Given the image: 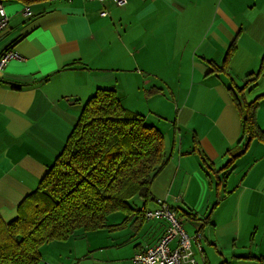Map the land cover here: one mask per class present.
Listing matches in <instances>:
<instances>
[{"label": "crops", "instance_id": "1", "mask_svg": "<svg viewBox=\"0 0 264 264\" xmlns=\"http://www.w3.org/2000/svg\"><path fill=\"white\" fill-rule=\"evenodd\" d=\"M0 5L9 16L0 32V58L9 50L23 58L0 73V216L6 223L17 219L19 206L63 151L83 106L98 90L115 89L125 108L148 104L149 113H135L158 120L153 123L165 137L169 163L154 181L146 209L165 202L183 226L188 221L191 231L204 232L200 264L212 263L208 250L219 252L217 263L264 264V142L251 143L227 180L202 161L205 156L216 171L223 169L242 139L233 92L261 68L264 0ZM256 84L236 93L240 101L264 95V73ZM257 124L264 132V100ZM133 205L139 209L144 201ZM119 217L121 223L128 217L124 229L98 231L92 243L77 237L45 247L42 264H135L134 257L168 228L167 221H146L142 214ZM247 232L253 244L241 242ZM98 240L104 244L94 245ZM123 249L130 250L124 255Z\"/></svg>", "mask_w": 264, "mask_h": 264}, {"label": "trees", "instance_id": "2", "mask_svg": "<svg viewBox=\"0 0 264 264\" xmlns=\"http://www.w3.org/2000/svg\"><path fill=\"white\" fill-rule=\"evenodd\" d=\"M31 4L41 0H16ZM264 73V59L258 74L247 76L245 88L257 85ZM158 93V92H157ZM234 101L242 114V139L238 148L229 150L230 160L215 170L207 157L204 165L224 179L234 170L255 140L264 142L257 124V112L264 95L252 102ZM243 98V97H242ZM169 163L165 137L146 117L129 111L115 89H100L86 103L66 145L40 182L39 187L18 208V217L6 223L0 216V264H42V251L52 243H66L87 233L122 230L110 226L116 213L142 214L152 199V186ZM143 200L144 206L131 205ZM192 220L198 217L184 212ZM148 221V220H146ZM84 235V236H83Z\"/></svg>", "mask_w": 264, "mask_h": 264}, {"label": "built area", "instance_id": "3", "mask_svg": "<svg viewBox=\"0 0 264 264\" xmlns=\"http://www.w3.org/2000/svg\"><path fill=\"white\" fill-rule=\"evenodd\" d=\"M85 1H97L100 3L112 1L118 6H123L127 3V0ZM25 14L30 16V10L26 9ZM101 15L106 16L107 13L103 12ZM8 26L9 16L5 8L0 5V32L6 30ZM12 60H23V58L13 50L6 51L0 58V73L5 71ZM143 213L148 221H167L168 228L163 238L156 245L148 247L134 257L135 264H200L196 257V250L200 253L204 251L201 243L203 235L200 232L195 233L193 236L189 235L177 214L165 202L159 201L156 209H145Z\"/></svg>", "mask_w": 264, "mask_h": 264}, {"label": "rangeland", "instance_id": "4", "mask_svg": "<svg viewBox=\"0 0 264 264\" xmlns=\"http://www.w3.org/2000/svg\"><path fill=\"white\" fill-rule=\"evenodd\" d=\"M127 94H128V96L130 97V98H132L133 97V94H134V92L131 90V89H129L128 90V92H127ZM133 101H131V103H132ZM145 103H147L146 101H145ZM134 105H132V104H130V107L129 108H127V110H129V111H132V112H138L139 110H141L143 113H149V107H148V104L145 106V105H143V104H141V108L140 109H137V108H132ZM84 107V106H83ZM142 116H144L145 117V115H142ZM159 123V121L158 120H156L155 118H151V119H149L148 121H147V124L148 125H156V124H154V123ZM160 125V124H159ZM181 129H182V131H185V129L184 128H182L181 127ZM182 138H183V140L184 139H186L187 137H185V133L184 132H182ZM131 202H133L134 203V201H131ZM133 203H131V205H133ZM123 214H125V213H116V214H113L109 219H108V225H110V226H115V225H118V224H120L121 222H122V220H123V218L122 217H119V216H121V215H123ZM182 223V222H181ZM189 222L188 221H186L185 223H184V228L188 231V232H190L189 233V235H194L196 232H200V231H196L195 232V230H190V228H189V224H188ZM104 233H102V234H109L108 232V229L106 230V231H103ZM187 232V233H188ZM203 232V231H202ZM201 232V234L203 235V238H202V246H203V248H204V246H205V248H206V245H207V243H206V238H205V236H204V232L202 233ZM253 233V232H252ZM95 234H97L96 232H91V233H87V235H83L84 236V238L85 239H87V241L89 240V242L90 243H92V241H91V238H92V236H94ZM250 235H251V233H246V234H244L243 236H242V240H241V242L242 243H245V244H253L255 241H252L251 239H250ZM261 237H263L262 236V233H260V235H259V237H258V239H257V241H258V245H260L261 243H262V241L260 240L261 239ZM83 238V237H82ZM82 238H81V240H82ZM74 239H76V238H73V240ZM104 241H105V238H104ZM104 241H99L98 240V242L96 243V244H94V245H100V244H104ZM88 242V243H89ZM222 243H223V245L224 246H226V247H230V246H232V244H233V242H225V241H223L222 240ZM93 245V244H92ZM195 247V246H194ZM195 249H196V247H195ZM209 249V248H208ZM129 250L130 249H127V250H125L124 251V249H123V254L124 255H126V253H128L129 252ZM204 253V251L202 252V253H200V252H197V250H196V255L197 254H203ZM208 253H209V255H210V257H211V264H222L224 261H220V262H216V257L218 256L219 257V252L218 251H216V254H215V251H213V252H211V250L209 251L208 250ZM217 255V256H216ZM126 263V262H125ZM120 264H123L122 262L120 263Z\"/></svg>", "mask_w": 264, "mask_h": 264}]
</instances>
